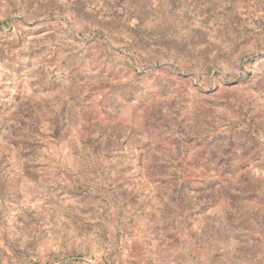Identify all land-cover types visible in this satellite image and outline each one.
Wrapping results in <instances>:
<instances>
[{
	"label": "rangeland",
	"instance_id": "obj_1",
	"mask_svg": "<svg viewBox=\"0 0 264 264\" xmlns=\"http://www.w3.org/2000/svg\"><path fill=\"white\" fill-rule=\"evenodd\" d=\"M0 264H264V0H0Z\"/></svg>",
	"mask_w": 264,
	"mask_h": 264
}]
</instances>
